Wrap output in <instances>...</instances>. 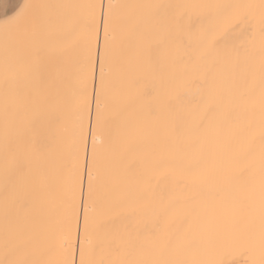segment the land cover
Instances as JSON below:
<instances>
[{
    "label": "bare ground",
    "instance_id": "6f19581e",
    "mask_svg": "<svg viewBox=\"0 0 264 264\" xmlns=\"http://www.w3.org/2000/svg\"><path fill=\"white\" fill-rule=\"evenodd\" d=\"M34 2L83 5L92 0ZM110 2L117 5L118 54L106 89L104 134L97 137L100 177L90 221V258L96 264H212L222 255L229 264H262V0ZM218 5L238 6L227 9L231 20L246 22L235 30L227 50L198 67L175 45L148 61L144 51L150 41L131 31L140 25L144 34L156 37L180 27L196 44L225 11L212 7ZM43 11L50 18L41 41L49 52L43 79L26 71L17 38L0 33V259L6 224L25 229L43 250L52 243L50 230L58 233L62 220V157L71 143L78 104L75 78L66 73L83 45V37L79 42L72 39L63 19L86 10ZM100 40L102 47V28ZM189 81H198L202 88L193 85L189 90ZM145 90L151 92V108L143 99ZM177 93L184 103L174 117L158 106ZM201 96L219 101L205 128L194 124ZM156 108L159 115L153 116ZM33 118L51 124L41 151L18 170L14 161L24 154V146L17 143V132ZM46 258L59 259V249ZM76 260L78 264V253Z\"/></svg>",
    "mask_w": 264,
    "mask_h": 264
},
{
    "label": "snow or ice",
    "instance_id": "6c2138e0",
    "mask_svg": "<svg viewBox=\"0 0 264 264\" xmlns=\"http://www.w3.org/2000/svg\"><path fill=\"white\" fill-rule=\"evenodd\" d=\"M7 7L6 0H0V9ZM53 7L66 9H85L83 15H69L63 19L66 30L73 40L79 42L83 37V45L72 61L67 75L74 76L77 84L78 104L76 107V124L72 133L71 143L66 155L62 157L64 179L62 185V220L55 229L50 230L52 242L47 248L38 250L34 239L25 229L5 226L3 238V255L0 264H96L90 257L93 251V240L90 231L91 214L95 211V196L100 177L98 162V135L104 134L105 112L107 108L106 89L113 71L114 60L118 54V37L114 25V9L117 5L110 0H92L83 5H49L38 4L34 0H20L11 15L4 12L0 18V33L17 38L18 51L25 52L26 71L41 80L48 69L49 52L41 41L47 35L46 28L50 18L43 10ZM224 9L218 22L201 32L198 43L194 44L185 30L178 27L175 32L162 31L156 37L144 34L140 25L131 29L141 40L150 41L144 55L148 61L158 58L162 49L171 45L185 50L193 67L206 60L207 57L220 50H227L233 33L246 20L233 22L227 9L238 6H212ZM247 7H256L249 5ZM261 10V30L264 32V0L259 5ZM103 31L101 47L100 33ZM121 62L124 58L121 55ZM139 83V82H137ZM189 90L195 86L198 90L202 85L198 81H189ZM211 95V93H210ZM143 99L148 107H152L151 92L145 90ZM95 102V124L92 123V103ZM135 99L130 100L135 104ZM184 103L183 96L165 98L158 107L166 109L174 117L177 107ZM219 101L213 103L203 96L196 102L197 113L194 124L197 128L207 127L214 118ZM264 107V102H262ZM7 118V104L5 106ZM153 116L159 115L158 108L152 110ZM51 122L33 118L26 121L17 132V143L24 146V154L15 158V166L22 169L24 163L33 154L41 151V140L46 137ZM91 139V150L89 140ZM7 143V132H6ZM86 183V196H85ZM81 216L83 225L81 228ZM7 218V213H6ZM261 219L264 225V197L261 201ZM261 248L264 249V226L260 234ZM60 251L59 259L46 258L56 249ZM212 264H229L219 256ZM264 264V261H262Z\"/></svg>",
    "mask_w": 264,
    "mask_h": 264
},
{
    "label": "crops",
    "instance_id": "0c3cea01",
    "mask_svg": "<svg viewBox=\"0 0 264 264\" xmlns=\"http://www.w3.org/2000/svg\"><path fill=\"white\" fill-rule=\"evenodd\" d=\"M19 2L20 0H6L7 7L5 9H0V18L3 17L5 11L8 15H11L15 5H17Z\"/></svg>",
    "mask_w": 264,
    "mask_h": 264
}]
</instances>
